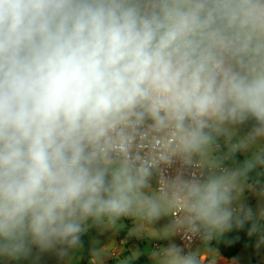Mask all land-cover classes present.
<instances>
[{"label":"clouds","instance_id":"clouds-1","mask_svg":"<svg viewBox=\"0 0 264 264\" xmlns=\"http://www.w3.org/2000/svg\"><path fill=\"white\" fill-rule=\"evenodd\" d=\"M258 169L264 0H0V257L167 216L154 264H200L171 238L264 232Z\"/></svg>","mask_w":264,"mask_h":264},{"label":"rangeland","instance_id":"rangeland-1","mask_svg":"<svg viewBox=\"0 0 264 264\" xmlns=\"http://www.w3.org/2000/svg\"><path fill=\"white\" fill-rule=\"evenodd\" d=\"M252 123L250 121L240 126L238 135H245L251 129ZM248 155L250 153H238L236 160L243 161ZM249 181L264 185L263 179L259 177L253 176ZM153 187H155L154 181ZM243 200L253 209L257 208L258 205L264 204V201H261L253 191L248 192L246 190ZM169 223L170 217L167 216L160 218L153 224L139 222L131 218H122L116 224H102L90 227L81 237V247L73 250L69 256L63 259L55 252L40 253L38 249L33 247L32 254L29 257L19 260L0 257V264L2 258L9 261V264H86L91 256H95L99 264H111L110 260L114 254H116L113 256L114 264H128L130 258H122L125 256V252L117 254L126 250L130 251L131 256L135 260L142 256L151 258L150 263L144 261L141 264H154L155 253L157 252L154 244L163 241V237L167 235L163 229ZM171 242L181 246L177 235L171 238ZM96 253L100 254L99 257L96 256ZM201 260V262L204 261L203 259Z\"/></svg>","mask_w":264,"mask_h":264},{"label":"crops","instance_id":"crops-1","mask_svg":"<svg viewBox=\"0 0 264 264\" xmlns=\"http://www.w3.org/2000/svg\"><path fill=\"white\" fill-rule=\"evenodd\" d=\"M260 171L261 170L257 171L255 173V175H253V176L262 178L264 181V175H260V176L257 175L258 172H260ZM253 176L250 175V178ZM249 182H252V181H249ZM259 184H261V183H259ZM247 205H249V204H247ZM262 238H264V232L258 233L256 235V240L254 242V246L252 249H248V248L244 247L240 251H238V253L235 256H233L231 258L224 256L222 253H220L213 246L214 240L210 241V242H206V243H201V241H199L194 246L193 251L198 256L199 260L203 259L204 260L203 262H206V264H264V243L261 242ZM168 243H169V241L166 240L165 236H164L162 242L154 244V248L158 250L161 245H166ZM122 253L125 254V256H123L122 258H127V259L130 258V261H128V264L130 262L135 261V259L131 256L129 250L123 251L121 253L119 252L117 254H122ZM115 255L116 254H114L113 256H115ZM113 256L110 260L111 264H114V262H115L113 260ZM91 257H94L96 259L95 256H91ZM90 258L88 259L86 264H88ZM141 259H143V262L147 261L148 263H150V260H151L150 257L147 258L146 256H142ZM96 261H97V259H96ZM1 264H9V261L5 260V258H2ZM97 264H99L98 261H97Z\"/></svg>","mask_w":264,"mask_h":264},{"label":"trees","instance_id":"trees-1","mask_svg":"<svg viewBox=\"0 0 264 264\" xmlns=\"http://www.w3.org/2000/svg\"><path fill=\"white\" fill-rule=\"evenodd\" d=\"M259 171V169L257 170ZM250 173L251 176L255 175L257 172ZM246 226L244 229L239 230H233L232 232H229L225 234L223 237L214 240L213 246L224 256L231 258L235 256L238 251H240L242 248H248L252 249L254 246V242L256 240V235L249 236L247 232ZM143 262V259H138L133 262H130L129 264H140Z\"/></svg>","mask_w":264,"mask_h":264},{"label":"built area","instance_id":"built-area-1","mask_svg":"<svg viewBox=\"0 0 264 264\" xmlns=\"http://www.w3.org/2000/svg\"><path fill=\"white\" fill-rule=\"evenodd\" d=\"M178 167V165L173 166L172 168H170L168 170L169 174H174V172L176 171V168ZM195 171V170H193ZM155 182V187L157 184L156 180H153ZM250 183H254V182H250ZM248 192H250L249 190H247ZM175 213H173L174 215ZM180 242H181V247L185 248V251L188 250V248L190 247V250L193 251L194 246L200 241L199 237H195V236H182L180 234H177ZM200 264H206V262H201L199 260ZM88 264H97V261L94 257H91Z\"/></svg>","mask_w":264,"mask_h":264}]
</instances>
